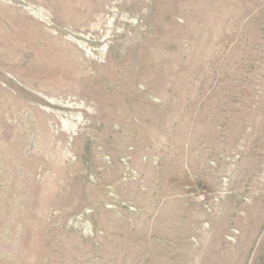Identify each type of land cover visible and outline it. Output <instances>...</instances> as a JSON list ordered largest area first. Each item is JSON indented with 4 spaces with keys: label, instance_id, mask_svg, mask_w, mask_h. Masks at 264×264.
Returning a JSON list of instances; mask_svg holds the SVG:
<instances>
[{
    "label": "rangeland",
    "instance_id": "obj_1",
    "mask_svg": "<svg viewBox=\"0 0 264 264\" xmlns=\"http://www.w3.org/2000/svg\"><path fill=\"white\" fill-rule=\"evenodd\" d=\"M0 264H264V0H0Z\"/></svg>",
    "mask_w": 264,
    "mask_h": 264
}]
</instances>
